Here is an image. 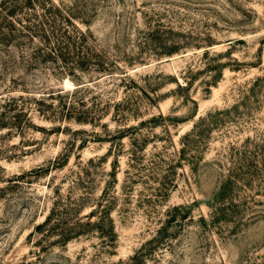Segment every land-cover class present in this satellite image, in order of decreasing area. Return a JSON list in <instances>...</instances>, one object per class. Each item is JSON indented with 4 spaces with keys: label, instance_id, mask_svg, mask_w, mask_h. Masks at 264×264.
I'll use <instances>...</instances> for the list:
<instances>
[{
    "label": "rangeland",
    "instance_id": "obj_1",
    "mask_svg": "<svg viewBox=\"0 0 264 264\" xmlns=\"http://www.w3.org/2000/svg\"><path fill=\"white\" fill-rule=\"evenodd\" d=\"M53 5L110 70L81 82L103 112L0 129V264H264V0H0V60L42 47L27 27ZM11 69L0 100L22 76L81 87ZM57 205L91 228L37 230Z\"/></svg>",
    "mask_w": 264,
    "mask_h": 264
},
{
    "label": "trees",
    "instance_id": "obj_2",
    "mask_svg": "<svg viewBox=\"0 0 264 264\" xmlns=\"http://www.w3.org/2000/svg\"><path fill=\"white\" fill-rule=\"evenodd\" d=\"M36 2L39 3V0H29L31 8ZM58 11L60 9L55 5L45 7L41 16L34 17V24L30 21L31 26L27 27L32 38L39 36L42 47L29 56L23 53L21 56H14L8 52V57L0 60V67L7 72L10 68H23L27 74L38 68L53 69L60 76L68 77L81 87L72 91L64 89L48 91L44 83H38L34 79L27 80L26 76L13 78L9 88L12 91L0 100V129L7 130L9 136L17 134L23 137L31 129L45 130L44 127L33 123L35 117L52 124L59 123L52 128L54 130L60 129L61 123L64 122L87 123L95 120L97 114L101 115L103 112V108L98 103V96L91 98L95 102L94 106L87 108L86 97L92 93V90L81 82L86 73H92V77L94 74L100 75L110 70L89 47L87 33L75 26L72 16L58 17ZM11 41L10 38H0V46L5 48ZM93 82L97 84L100 81L97 79ZM11 92L16 94L13 95ZM102 206V203H98L85 218L92 220ZM74 211L76 209L71 206L68 208L55 206L45 222L37 226V230L60 232L59 242L65 244L77 234L88 231L84 230L85 228L92 226L91 222L83 223L81 219H77L75 225L70 226L69 217ZM79 229L82 232H79Z\"/></svg>",
    "mask_w": 264,
    "mask_h": 264
}]
</instances>
